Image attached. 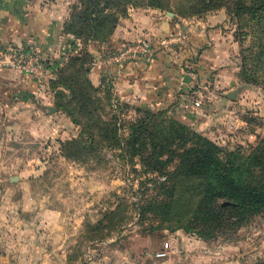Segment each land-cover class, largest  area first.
Returning a JSON list of instances; mask_svg holds the SVG:
<instances>
[{
    "label": "rangeland",
    "instance_id": "obj_1",
    "mask_svg": "<svg viewBox=\"0 0 264 264\" xmlns=\"http://www.w3.org/2000/svg\"><path fill=\"white\" fill-rule=\"evenodd\" d=\"M261 4L264 0H0V72L24 74L34 86L45 83L53 96L48 107L61 102L79 122L57 107L52 113L44 109L42 115L54 116L62 129L50 135L31 131L26 119H13L11 113L0 116V264H165L169 258L173 264H264V205L253 211L238 207L227 195L219 197L218 202L232 203L235 219L217 226L212 213L204 214L207 173L191 169L195 149L204 144L200 136L220 146L223 162L233 164L234 174H215L216 188L235 189L236 199H247V189L264 185V165L245 160L264 143V9H238ZM42 11L68 12L64 26L73 12H102L108 19L98 43L108 48L101 57L110 54L119 65H132L150 52L148 37L125 41L119 49L110 42L131 12H165L183 35L186 21L211 17L206 29L214 39L196 45L169 37L160 41L195 76L190 75L185 93L189 103L180 99L150 109L117 100L104 75L98 91L84 85V70L95 58L88 50L92 41L82 42L79 51L59 62L37 47L36 18L28 13ZM3 12L17 13L27 31L22 39L9 37L11 20ZM18 49L43 70L15 68ZM200 55L211 65L205 72L191 65L198 66ZM232 66L236 83L215 84L216 76L227 80ZM69 88L77 97L88 94L93 116L79 107L85 96L71 99ZM213 91L230 101L216 108ZM242 92L247 95L234 104ZM145 109L160 112L153 124L157 130L146 142L161 165L150 163L147 152L132 154L125 148ZM172 121L188 125L190 132ZM159 202L164 206L158 207Z\"/></svg>",
    "mask_w": 264,
    "mask_h": 264
},
{
    "label": "crops",
    "instance_id": "obj_2",
    "mask_svg": "<svg viewBox=\"0 0 264 264\" xmlns=\"http://www.w3.org/2000/svg\"><path fill=\"white\" fill-rule=\"evenodd\" d=\"M3 13L5 16L7 15L8 20L13 21L7 23L10 24L11 29L7 31L9 37L16 40L20 37L22 39L24 34H27V31L21 28L17 13ZM28 14L36 18L37 37L35 41L37 47L39 46L43 52L46 51V54L48 52L52 60L59 62L63 56L73 55L83 46L80 38L63 31L64 22L69 16L68 12L42 11L29 12ZM130 14L131 16L127 20L117 25L110 42L112 41L113 47L119 49L125 41H136L148 37L147 39H151H149L151 46L150 44L148 45L149 54L132 63V65H119L112 58L110 59V54L101 57L103 50L105 51L108 48V44H100L96 41L88 43V50L95 57L88 74L92 84L99 86L101 84V76L104 75V78H110L112 86H109L117 100H125L150 109L165 107L180 99H184L189 103V97L188 95L185 96V93L187 92L188 84L190 85L192 82L190 75H195L192 71L184 69L183 61L180 58L169 55L166 47L160 45V41H167L166 37H169V41H176L177 39L183 41L182 39H186L190 44L194 45L201 39L208 42V37L214 39L210 34V30L206 29L212 18L207 17L204 20L186 21L181 27L188 31H185L183 35L177 30L178 24L165 12H131ZM171 34L174 36H171ZM199 36L200 39L198 38ZM190 48H193L192 45ZM198 58L200 59L198 66L195 64L191 65L199 71L205 72L207 66L211 65L205 62L207 60L203 56L201 57L200 55ZM213 63L216 66V62ZM228 70V73L232 76L229 75L227 80H222L221 77L216 76L214 83L222 84L225 81H228L229 84L236 83L235 68L232 66ZM199 77L202 82L205 81L204 73L199 74ZM32 83L24 74L18 75V73L15 74L13 72L5 74L0 72V116L5 117L11 113L10 116L13 119H26L28 129L35 133L43 134L46 132L50 135H58L62 130L59 120L55 122L56 118L54 116H45L44 111V109H48L50 112L48 105H53L51 100L53 96L47 90L45 83H40V85L36 86L32 85ZM211 94L214 100L213 105L216 108L221 106L224 100L228 99L221 92L217 94V92L213 91ZM244 95H247L246 92L239 93L233 101L234 104L240 103L239 99ZM52 107L55 108L53 111L57 110L55 106ZM232 108L229 107V113L233 112ZM56 115L58 118L61 116L60 112H57ZM70 127L71 129L74 128L72 124ZM66 132L69 135V130H66ZM233 132L237 133L236 129ZM251 144L254 143L251 142ZM172 260L169 258V262L165 264H173ZM226 264L234 263L229 261Z\"/></svg>",
    "mask_w": 264,
    "mask_h": 264
},
{
    "label": "trees",
    "instance_id": "obj_3",
    "mask_svg": "<svg viewBox=\"0 0 264 264\" xmlns=\"http://www.w3.org/2000/svg\"><path fill=\"white\" fill-rule=\"evenodd\" d=\"M238 9L239 12L243 10L245 12L252 13L257 11V9H264V4H261L259 7L242 6ZM101 13L102 12H73L69 17V20L65 23L64 31L67 33H72L76 38H80L84 43H86V41L102 42L106 33L104 30V22H107L106 19L108 18L104 19V17H101ZM76 58L77 57H74L72 60H76ZM89 71L90 67L85 68L84 70L86 81L84 85L92 91H98L99 86H94L88 78ZM73 79L77 84L78 79L75 77ZM69 90L71 99L76 98V91L70 88ZM56 93L59 95H64L65 98H68L66 94L61 92V90H57ZM84 96L85 98L82 101L83 103L79 107H81L82 111L86 112L89 116H93V111L90 108L87 109V104L90 101V98H87L88 94L83 93V95L77 98L78 100H81ZM56 107L60 110H63L66 115L70 116L72 118V122L79 124L77 118L72 114V111L66 105L61 102H56ZM159 115L160 112L156 113L145 109L144 116L133 125L130 135L125 142V148L128 152L130 151L132 154L139 153L143 155L147 152V158L151 161L150 163L154 165H161L162 161L159 160L157 152H154L153 150H147L146 141H151L153 132L157 130V127H153V124L156 126V119L159 117ZM172 123H178L179 127L185 130L189 128L188 125L178 121H172ZM188 132H190L189 129ZM199 138L204 140V144H202L201 147L195 149L196 151L193 154V159L191 160V169H195L196 171H204L207 173L205 174L207 187L204 191V195H206V197L204 198L202 196V199H207L209 203L206 204L207 209L205 210L206 213L204 214L210 216L209 213H212L213 219L217 221V226H220L226 222L232 223V221L235 219L231 213L232 203L224 204L221 203L222 201H217L219 197H223L225 195L235 201L236 205L242 209L256 211L262 208L264 205V185L252 186L247 189L245 191L249 197L247 199L243 196H241L240 199H236V197L240 195L236 193L235 189H221L215 187V174H218L219 172H222L223 174H234L233 164L230 159L227 160V162H229L228 164L223 162L222 157L220 156V153H223V149L220 146L203 137L199 136ZM231 155L232 153H230V156ZM241 155L242 154H240V156ZM245 160H247V163L251 162L254 165H264V143L255 146V149L251 154L246 156ZM194 175L196 177H202L203 174ZM205 203L206 202H204V204ZM164 204V202H159L157 206L161 208L164 206ZM234 208L236 209L237 207ZM222 218H225V221H222Z\"/></svg>",
    "mask_w": 264,
    "mask_h": 264
},
{
    "label": "built area",
    "instance_id": "obj_4",
    "mask_svg": "<svg viewBox=\"0 0 264 264\" xmlns=\"http://www.w3.org/2000/svg\"><path fill=\"white\" fill-rule=\"evenodd\" d=\"M147 45L143 48V51H147ZM15 53V60H14V67L18 69H22L25 72H30V73H36V72H41L43 70V67L41 64H35L33 65V60H30L28 54L21 50L18 49ZM3 63L5 61H2ZM11 62V61H10Z\"/></svg>",
    "mask_w": 264,
    "mask_h": 264
},
{
    "label": "water",
    "instance_id": "obj_5",
    "mask_svg": "<svg viewBox=\"0 0 264 264\" xmlns=\"http://www.w3.org/2000/svg\"><path fill=\"white\" fill-rule=\"evenodd\" d=\"M49 109H50V112H52L55 108L51 106Z\"/></svg>",
    "mask_w": 264,
    "mask_h": 264
}]
</instances>
